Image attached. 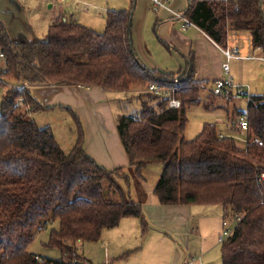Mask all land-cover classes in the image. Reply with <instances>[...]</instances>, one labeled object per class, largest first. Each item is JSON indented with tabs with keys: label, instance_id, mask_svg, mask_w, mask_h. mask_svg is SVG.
Returning a JSON list of instances; mask_svg holds the SVG:
<instances>
[{
	"label": "trees",
	"instance_id": "obj_1",
	"mask_svg": "<svg viewBox=\"0 0 264 264\" xmlns=\"http://www.w3.org/2000/svg\"><path fill=\"white\" fill-rule=\"evenodd\" d=\"M263 3L187 0L181 17L221 47H226L229 31H246L252 47L264 53ZM134 7L131 0L128 8L105 11L102 32L58 16L44 40L13 38L0 19L3 76L27 85H2L0 97V264H84L76 242L98 241L103 229L117 226L122 218L139 219L144 234L149 226L142 208L147 193L141 169L153 163L162 164L152 190L158 203L220 205L224 220H235L220 243L221 264H264V93L249 94L244 109H227L233 128L234 117L246 115V135L220 134L215 124L205 123L193 139L185 140L186 110L201 103L199 92L207 83L195 79L193 52L184 56L177 73L149 68L139 59L132 40ZM44 85L138 92L140 109H121L116 117L128 165L109 169L89 156L82 122L70 107L76 136L65 152L51 127L32 118L52 107L32 94L31 88ZM149 85L161 92L149 91ZM208 91L202 102L206 109L215 108V96L227 97ZM171 99L179 106H171ZM55 220L58 227L51 229L46 246L59 249L62 257L29 252L35 235Z\"/></svg>",
	"mask_w": 264,
	"mask_h": 264
},
{
	"label": "crops",
	"instance_id": "obj_2",
	"mask_svg": "<svg viewBox=\"0 0 264 264\" xmlns=\"http://www.w3.org/2000/svg\"><path fill=\"white\" fill-rule=\"evenodd\" d=\"M39 1L40 7L35 6V9L31 10L22 0H0V19L11 37L22 35L28 40H37L38 25H42L41 32L47 31L48 25L58 16H64V19H75L96 31L101 28L99 17H103L105 11L128 8L131 3V0ZM162 1L165 6L155 9L151 0H134L132 40L137 56L149 68L177 73L185 65L184 56L193 52L195 79L212 84L215 79L223 76L222 63L225 57L219 45L199 27L189 21L186 22L187 19L181 17L187 7V0ZM45 4L49 6L45 8ZM72 5L79 6L81 13L76 14ZM262 11L264 15V3ZM151 20L158 38L167 48V52L162 54L163 58H167V62L163 64L156 61L151 48L152 41L147 40L144 35V27L150 24ZM46 31H44L45 34ZM226 47L239 48H237L239 57L233 59L239 64L238 69L233 72L230 68L233 81L241 86L242 84L250 86L253 91H263L260 89L262 82L258 79L262 77L259 68L262 67L263 70L264 53L261 48L252 47L250 34L229 31ZM247 65L255 67L257 73L261 72L257 74V79L252 78L246 81L243 69ZM240 72H243V76L241 73L237 77ZM31 91L40 102L52 106L47 111L70 107L78 115L84 128V150L96 162L109 169L128 165V158L116 129L117 112L112 106L124 92L117 93L97 86L82 85H44L33 87ZM125 96L124 93V98ZM233 105V110L241 109L236 107L235 102ZM234 118L237 122V117ZM226 119L228 120L227 112ZM227 126L226 131L220 134L228 132L231 135L240 136L237 126L233 128L231 122ZM143 187L146 190L144 184ZM146 193L147 198L142 208L149 226L147 231L142 234L139 219L130 217L122 218L115 227L103 229L98 241L104 245L107 260L109 261L112 256L110 249L113 259H119L135 250L138 247H135L136 234L139 233L140 239L143 240L148 236L156 246L165 247L169 264H182L196 255L201 258L200 264H210L211 257L214 256L212 254L219 253V237L223 230L231 229L223 218L222 207L200 204L163 205L156 201L152 191H146ZM76 243L81 245L83 242Z\"/></svg>",
	"mask_w": 264,
	"mask_h": 264
},
{
	"label": "rangeland",
	"instance_id": "obj_3",
	"mask_svg": "<svg viewBox=\"0 0 264 264\" xmlns=\"http://www.w3.org/2000/svg\"><path fill=\"white\" fill-rule=\"evenodd\" d=\"M22 1L23 3L26 2L28 8H30L31 10L35 9V6L40 7L39 0H22ZM48 6L49 4H45V8ZM72 9L73 11H75L76 14L81 13L79 6L72 5ZM99 19H101L100 21L101 28H99V30L96 31L102 32L104 29V19L103 17H99ZM41 26L42 25H38L37 27V32H36L37 38L44 40L46 37L44 31L46 30L41 32ZM245 32L246 31H239V33H245ZM144 35L147 40L152 41L151 48L153 50V54L155 56L156 61H159L162 64L164 62H167V58H163L162 56L164 52H167V48L165 46V43L158 38L157 32L155 31L153 25V21L150 24L145 25ZM13 38L16 37L13 36ZM241 44H243V42H241ZM239 47H240V42H239ZM239 53H241V51H239ZM229 64L233 72H235L238 69L239 64L236 63L235 60L233 59L230 60ZM259 70L262 72L261 74L262 77H260L258 81L262 82L260 89H262L263 91L261 90L253 91L250 86L242 84L247 95L264 93V65H263V70L262 67L259 68ZM256 71L257 70L255 67H252L251 65H247L246 68L243 69L244 77L246 81L248 79L250 81L252 80V78L257 79L258 78L257 74H260L261 72L257 73ZM243 72H240L238 74L236 73L237 77H239L238 75L241 73H242L241 76H243ZM35 87H39V86H35ZM135 89H142V88L137 87ZM208 90H210L211 93H213L211 84H207L206 89L202 88L200 90L199 96L201 99V103L199 105L189 107L186 110L187 122H186L185 130L183 132V137L185 140L193 139L201 131L202 126L205 123L215 124L220 132L226 131V128L228 127L227 125L229 123V121L226 119V112H227L226 110L227 109L233 110L234 102L236 107H240L241 109H244L246 106L247 95H241L238 98L232 96H227L226 98H220L215 96L213 101L215 108L206 109L202 106V102L205 101V98L209 92ZM136 93L138 92L136 91L128 92V94H126L125 96V98L127 97V99H124V93H123L121 94L120 98L117 101H115V104L113 102L112 106L117 112L115 115L116 117L119 115V113L121 114L120 112L121 109L123 112L125 110V113H136L140 109L139 101L136 98L137 96ZM0 97H1V92H0ZM32 118L40 126L47 125L51 127L52 131L54 132L55 135L54 137L56 141L65 152H68L71 149L75 140L76 129H75L74 119L71 116V113L67 111L66 107H63L62 109L58 108L55 109L54 111H47V110L41 111L32 114ZM161 171H162L161 163L149 164L141 169L142 178L145 181L144 183L146 187L145 191L153 190V187L157 182L161 174ZM133 195H135V193H133ZM227 223L229 224L230 228H232L235 225V220L233 218H230L227 220ZM57 227H58L57 220L45 225L43 229H41L35 235L33 241L28 246V251L33 254L39 255L41 258H52V259L61 258L62 254L59 251V249L46 246V242L49 238L51 229ZM153 234L157 235L158 233H153ZM136 236H137V244H135V247L136 246L138 247L135 248V250L132 249L133 251L128 252L126 255H124L119 259H113L114 256L110 249V253L112 255L111 259H109L110 262L107 260V255L105 254L106 251L103 248L104 245L99 241L83 242L81 243V245L83 244L82 246L76 243L75 251L78 255H80L82 259V260L80 259V261L83 262L84 264H169L168 253L165 251L164 246H156V244H153V242L150 240V237L148 236H146L143 240L140 239L139 233H137ZM218 248H219V253L215 252L214 254H212L214 256L211 257L210 264H221L220 247ZM196 256L193 257L196 258Z\"/></svg>",
	"mask_w": 264,
	"mask_h": 264
},
{
	"label": "built area",
	"instance_id": "obj_4",
	"mask_svg": "<svg viewBox=\"0 0 264 264\" xmlns=\"http://www.w3.org/2000/svg\"><path fill=\"white\" fill-rule=\"evenodd\" d=\"M153 6L155 9L158 7H164V2L162 0H151ZM188 22V20H186ZM220 51L225 57L224 62L222 63V72L223 76L220 78H217L214 80V82L211 84L212 92L215 95H231L232 97L238 98L241 95H247L245 92V89L240 84H237L233 81V78L230 75V60L238 58V49L236 47H220ZM5 73V57L3 53L0 51V92L4 86H11L14 88H20L27 85L22 84H16L11 83L7 78H5L3 75ZM149 91H154L155 93H160L161 90H159L157 87L153 85H149L147 88ZM206 89V87H205ZM249 96V94L247 95ZM22 98H19V102H22ZM170 105L173 107L179 106V101L175 99L170 100ZM237 127L239 128V131L242 135L247 134L248 130V122L247 117L244 114H241L240 117L237 120ZM222 136V135H220ZM261 144V142H258ZM231 232V229H225L223 230L221 236L219 237V242L221 243ZM200 256H197L196 258H189L186 261H184L182 264H200Z\"/></svg>",
	"mask_w": 264,
	"mask_h": 264
}]
</instances>
